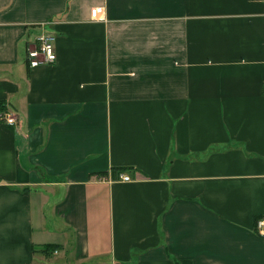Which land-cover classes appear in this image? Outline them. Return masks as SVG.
<instances>
[{"label": "crops", "instance_id": "obj_1", "mask_svg": "<svg viewBox=\"0 0 264 264\" xmlns=\"http://www.w3.org/2000/svg\"><path fill=\"white\" fill-rule=\"evenodd\" d=\"M261 218L264 0H0V264H264Z\"/></svg>", "mask_w": 264, "mask_h": 264}, {"label": "built area", "instance_id": "obj_2", "mask_svg": "<svg viewBox=\"0 0 264 264\" xmlns=\"http://www.w3.org/2000/svg\"><path fill=\"white\" fill-rule=\"evenodd\" d=\"M103 12L104 10L101 7L94 8L91 13L92 18L94 20H101ZM55 40L56 37L53 34L42 33L37 36L36 46L30 48L27 53L30 67L36 68L41 65L52 64L56 61ZM7 123L14 125L16 121L14 117H10L7 118ZM120 180L129 182L131 178L127 175H121ZM257 230L264 237V218L257 221Z\"/></svg>", "mask_w": 264, "mask_h": 264}]
</instances>
